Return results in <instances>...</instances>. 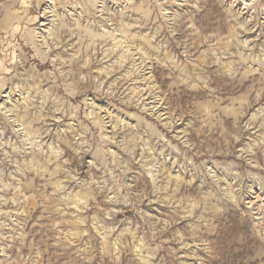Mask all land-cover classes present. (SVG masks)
<instances>
[{
  "label": "rangeland",
  "instance_id": "374dc122",
  "mask_svg": "<svg viewBox=\"0 0 264 264\" xmlns=\"http://www.w3.org/2000/svg\"><path fill=\"white\" fill-rule=\"evenodd\" d=\"M0 264H264V0H0Z\"/></svg>",
  "mask_w": 264,
  "mask_h": 264
}]
</instances>
